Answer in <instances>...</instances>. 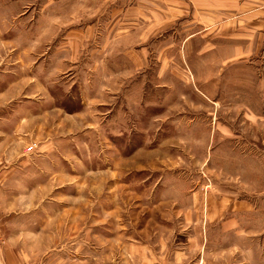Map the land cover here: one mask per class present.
I'll use <instances>...</instances> for the list:
<instances>
[{"label": "rangeland", "instance_id": "1", "mask_svg": "<svg viewBox=\"0 0 264 264\" xmlns=\"http://www.w3.org/2000/svg\"><path fill=\"white\" fill-rule=\"evenodd\" d=\"M0 54V264H264V0H0Z\"/></svg>", "mask_w": 264, "mask_h": 264}, {"label": "crops", "instance_id": "2", "mask_svg": "<svg viewBox=\"0 0 264 264\" xmlns=\"http://www.w3.org/2000/svg\"><path fill=\"white\" fill-rule=\"evenodd\" d=\"M9 54L10 52L8 50L7 55L9 56ZM238 55L239 53L237 54L236 52H234L233 55H231L228 59H233ZM4 62H5L4 54H0V66ZM4 78H5V73H3V75H0V85H1L0 88V213L2 214H3L2 209L5 204L3 202V199L11 195V191H10L12 188L11 162L12 160H15V158H12L11 156L12 154L11 132L13 131V129H11V125H12L11 110L13 105L16 108L15 109V111L17 112L16 117L19 118L16 126L17 127L16 132L19 133V131H21L20 129H24V130L26 129L25 128L26 119H23L25 115L23 110L21 109V106L24 103L26 97L25 85H23L24 92L21 93L20 86L18 88H12L11 83L8 80H6L5 82ZM103 105H105V103H103ZM201 130L203 132H208L206 127L202 128Z\"/></svg>", "mask_w": 264, "mask_h": 264}]
</instances>
